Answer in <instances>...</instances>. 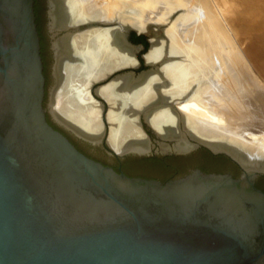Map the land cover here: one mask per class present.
I'll return each mask as SVG.
<instances>
[{"label": "water", "instance_id": "95a60500", "mask_svg": "<svg viewBox=\"0 0 264 264\" xmlns=\"http://www.w3.org/2000/svg\"><path fill=\"white\" fill-rule=\"evenodd\" d=\"M51 1L56 30L86 18L113 20L126 32L167 22L171 52L180 60L163 62L160 78L124 76L98 89L110 104L118 102L107 113L115 150L147 149L137 114L164 126L166 135L156 132L164 140L175 136L170 126L178 118V147L222 154L240 175L196 169L166 180L129 176L83 153L47 117L34 0H0V264H264V190L256 185L264 176V145L177 112L185 103L199 105L197 93L215 74L203 77L204 62L179 44L177 25L199 20L191 0L133 6L113 0L97 9L94 0ZM118 33L93 28L56 40L58 80L49 113L87 140L101 139L89 84L131 63ZM155 42L148 60L166 50ZM183 95L172 106L175 118L167 96Z\"/></svg>", "mask_w": 264, "mask_h": 264}, {"label": "flooded vegetation", "instance_id": "af4514ba", "mask_svg": "<svg viewBox=\"0 0 264 264\" xmlns=\"http://www.w3.org/2000/svg\"><path fill=\"white\" fill-rule=\"evenodd\" d=\"M36 23L40 39V53L43 61V72L45 75V98L44 107L47 110L49 121L64 134L89 157L110 166L116 170H121L129 176H139L166 180L176 178L188 174L196 169L206 173H227L234 177L240 175V170L227 157L222 154H213L205 147H197L191 151H187V146L178 147L180 137H182L183 123L176 118V113L172 110V106L176 107L177 102L185 97L178 98L168 97L167 103L170 114L175 117L170 128L174 132V137L164 140L156 134L166 135L164 126L155 127L149 122L145 116L136 115L137 128L140 132V139L146 143L147 149L143 151L137 150H115L108 142L111 123L108 120L107 113L113 110L116 103L110 104L99 92L98 89L109 82L124 77L132 76L138 78L140 75H152L153 73L160 78L161 66L163 62L180 60V55L172 53L170 49V39L165 29L167 22H158L152 20L149 22L144 31H138L134 27L127 32L121 25H117L113 20L103 21L101 19L86 18L78 22H71L63 29L56 30L53 28V17L51 11L53 9L51 0H34ZM179 12L174 10L167 18V21L173 16V13ZM93 28L118 29V35L121 37L123 45L129 50L128 59L131 63L120 65L113 68L103 76L96 78L89 86V94L100 109L101 123V139L87 140L73 133L72 131L59 125L52 119L49 108L52 101L53 90L57 85L58 76L56 75V66L58 63L56 40L64 34H81ZM158 43L165 44L166 50L161 56L154 60H148L146 54ZM73 55V53H72ZM77 61L82 60V55L76 52ZM74 57V56H73ZM64 59V58H63ZM158 74V75H157ZM154 88V89H153ZM157 91L152 87V91ZM193 91V90H192ZM157 93V92H155ZM119 101V100H118ZM149 104V103H148ZM148 104L137 108L138 111L144 110ZM112 105V107H111ZM120 107H128L129 105L118 104ZM171 105V106H170ZM113 108V109H112ZM123 114L122 112H120ZM185 140L188 137H184ZM167 144L165 146V144ZM207 164L210 168L208 171L202 169V165ZM256 185L264 190V176H260L256 180Z\"/></svg>", "mask_w": 264, "mask_h": 264}, {"label": "bare ground", "instance_id": "6f19581e", "mask_svg": "<svg viewBox=\"0 0 264 264\" xmlns=\"http://www.w3.org/2000/svg\"><path fill=\"white\" fill-rule=\"evenodd\" d=\"M111 1L94 0V9ZM139 1L131 0V6ZM191 2L199 20L187 26L177 25L179 44L192 50L197 60L204 62L203 77H209V72L215 74L211 83L197 93L199 105L185 103L177 107L178 115L189 116L236 137L252 141L261 138L259 144L264 145V129H248L250 126L246 128L245 124L247 117L256 120L251 113L255 109L250 106L255 107L256 101L264 104V90L250 71L254 65L264 75V44L259 37L249 40L245 50L242 49L246 54L240 53L236 44L227 39L214 3L211 0Z\"/></svg>", "mask_w": 264, "mask_h": 264}, {"label": "rangeland", "instance_id": "374dc122", "mask_svg": "<svg viewBox=\"0 0 264 264\" xmlns=\"http://www.w3.org/2000/svg\"><path fill=\"white\" fill-rule=\"evenodd\" d=\"M211 1L214 3L218 12L219 20L225 28V35H227V39L229 38V40H232V42L236 44L240 53L246 54L243 50H245V46L248 44L249 40H255L259 37V40L264 44V0ZM255 28L257 30H255ZM249 29L252 30L251 32L247 33ZM253 66L254 65H251V75L254 76L253 78H256V80L261 85L262 90H264V75L261 74L255 68V66ZM256 103H254L255 107H253L252 105L250 106L254 108L255 111H253V109L249 107L250 111H253L251 112L253 114L252 117L254 116L256 120L254 121L251 117H247V119L245 120V124L246 128L250 126V128L248 129H255L258 131V129H264V107H262L264 104L262 102V105L257 101ZM256 107L259 108L256 109ZM260 115L261 118L259 117ZM260 139L261 138H259V141L257 139L255 141L260 143Z\"/></svg>", "mask_w": 264, "mask_h": 264}, {"label": "trees", "instance_id": "16d2710c", "mask_svg": "<svg viewBox=\"0 0 264 264\" xmlns=\"http://www.w3.org/2000/svg\"><path fill=\"white\" fill-rule=\"evenodd\" d=\"M202 169H203L204 171H208L210 168L208 167L207 164H203V165H202ZM162 180H163V179H162Z\"/></svg>", "mask_w": 264, "mask_h": 264}]
</instances>
